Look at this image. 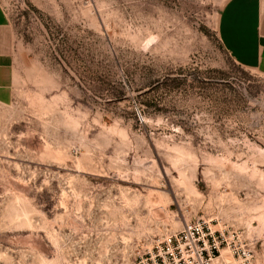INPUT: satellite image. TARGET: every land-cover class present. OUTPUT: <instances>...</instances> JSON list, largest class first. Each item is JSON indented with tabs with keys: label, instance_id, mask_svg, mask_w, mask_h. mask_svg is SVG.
I'll list each match as a JSON object with an SVG mask.
<instances>
[{
	"label": "rangeland",
	"instance_id": "1",
	"mask_svg": "<svg viewBox=\"0 0 264 264\" xmlns=\"http://www.w3.org/2000/svg\"><path fill=\"white\" fill-rule=\"evenodd\" d=\"M226 1L0 0V264H137L201 219L264 264V76L223 47Z\"/></svg>",
	"mask_w": 264,
	"mask_h": 264
},
{
	"label": "built area",
	"instance_id": "2",
	"mask_svg": "<svg viewBox=\"0 0 264 264\" xmlns=\"http://www.w3.org/2000/svg\"><path fill=\"white\" fill-rule=\"evenodd\" d=\"M137 264H257L254 246L237 229L203 219L154 238Z\"/></svg>",
	"mask_w": 264,
	"mask_h": 264
},
{
	"label": "crops",
	"instance_id": "3",
	"mask_svg": "<svg viewBox=\"0 0 264 264\" xmlns=\"http://www.w3.org/2000/svg\"><path fill=\"white\" fill-rule=\"evenodd\" d=\"M218 32L232 60L264 76V0H227ZM15 38L0 5V84H9L15 66ZM9 75V76H8Z\"/></svg>",
	"mask_w": 264,
	"mask_h": 264
},
{
	"label": "bare ground",
	"instance_id": "4",
	"mask_svg": "<svg viewBox=\"0 0 264 264\" xmlns=\"http://www.w3.org/2000/svg\"><path fill=\"white\" fill-rule=\"evenodd\" d=\"M57 156H58V155H57ZM191 192H192V191H191ZM263 217H264V216H262V215H261V216L259 217V220H262V219H263Z\"/></svg>",
	"mask_w": 264,
	"mask_h": 264
}]
</instances>
